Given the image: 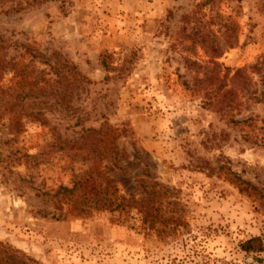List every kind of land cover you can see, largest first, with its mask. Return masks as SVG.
Wrapping results in <instances>:
<instances>
[{"label": "rangeland", "instance_id": "rangeland-1", "mask_svg": "<svg viewBox=\"0 0 264 264\" xmlns=\"http://www.w3.org/2000/svg\"><path fill=\"white\" fill-rule=\"evenodd\" d=\"M262 92L264 0H0V264H264ZM93 167L151 219L55 196Z\"/></svg>", "mask_w": 264, "mask_h": 264}, {"label": "trees", "instance_id": "trees-1", "mask_svg": "<svg viewBox=\"0 0 264 264\" xmlns=\"http://www.w3.org/2000/svg\"><path fill=\"white\" fill-rule=\"evenodd\" d=\"M204 40V39H203ZM211 42L204 44L202 41V46L205 52L209 53L211 56L216 57L222 54V47H220V39L211 33ZM217 42V43H215ZM216 65V63H215ZM256 70H260L256 65H252ZM240 78L246 79L248 75L245 74L243 68H237L232 74V83L234 87L240 85ZM234 88L232 89V94H234ZM264 95V92H262ZM264 122V118L262 119ZM91 149L98 150L99 154L110 153L109 155L115 158L118 152L115 150L116 144H106L102 148L98 144H92ZM103 151H102V150ZM105 151V152H104ZM227 175L230 177V181L234 183L240 192L247 194H255L258 189L250 181L243 179L236 172L227 170ZM140 191L137 194H130L129 196L119 193L118 187L115 180L112 177L104 175L100 172L97 167L90 168L88 174L77 176L70 187L68 186H58L55 196H60V199L70 200L72 198H79V203L81 204L82 210L89 207L96 210H107V211H128L130 209H137L138 212L144 214L145 220L151 219L152 211L157 201L156 196L160 193V188L164 187L154 180H146L145 178L139 179ZM167 189V188H166ZM162 192V196H165V191ZM166 204L175 203L166 201ZM240 248L242 251L247 253H259L264 249L262 239L259 236H252L240 243ZM2 257L5 261L10 264H31L30 259L23 258L17 255L15 250L5 248L2 251Z\"/></svg>", "mask_w": 264, "mask_h": 264}]
</instances>
